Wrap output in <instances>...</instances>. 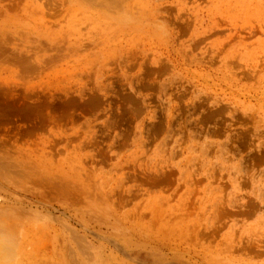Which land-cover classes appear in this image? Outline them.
Here are the masks:
<instances>
[{"label":"rangeland","instance_id":"rangeland-1","mask_svg":"<svg viewBox=\"0 0 264 264\" xmlns=\"http://www.w3.org/2000/svg\"><path fill=\"white\" fill-rule=\"evenodd\" d=\"M0 170L36 264H264V0H0Z\"/></svg>","mask_w":264,"mask_h":264},{"label":"clouds","instance_id":"clouds-1","mask_svg":"<svg viewBox=\"0 0 264 264\" xmlns=\"http://www.w3.org/2000/svg\"><path fill=\"white\" fill-rule=\"evenodd\" d=\"M98 260L99 254L94 252L92 261L85 258V264H97ZM0 264H36L25 228L7 216H0Z\"/></svg>","mask_w":264,"mask_h":264},{"label":"bare ground","instance_id":"bare-ground-1","mask_svg":"<svg viewBox=\"0 0 264 264\" xmlns=\"http://www.w3.org/2000/svg\"><path fill=\"white\" fill-rule=\"evenodd\" d=\"M6 169V168H5ZM3 170V169H2ZM1 171V170H0ZM0 175H1V173H0ZM16 175V174H15ZM18 175V174H17ZM2 184V183H1ZM4 184V183H3ZM53 258V257H52ZM53 264V263H52Z\"/></svg>","mask_w":264,"mask_h":264}]
</instances>
